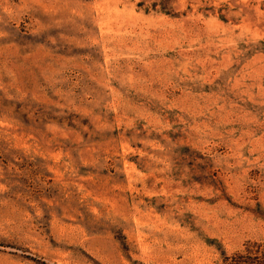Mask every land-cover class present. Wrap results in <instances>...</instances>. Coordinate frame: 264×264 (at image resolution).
<instances>
[{
	"label": "rangeland",
	"instance_id": "obj_1",
	"mask_svg": "<svg viewBox=\"0 0 264 264\" xmlns=\"http://www.w3.org/2000/svg\"><path fill=\"white\" fill-rule=\"evenodd\" d=\"M0 264H264V0H0Z\"/></svg>",
	"mask_w": 264,
	"mask_h": 264
}]
</instances>
